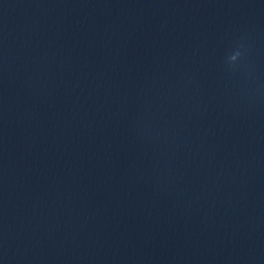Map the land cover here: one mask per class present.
Segmentation results:
<instances>
[{
    "label": "clouds",
    "instance_id": "1",
    "mask_svg": "<svg viewBox=\"0 0 264 264\" xmlns=\"http://www.w3.org/2000/svg\"><path fill=\"white\" fill-rule=\"evenodd\" d=\"M237 55H239V54L237 53ZM236 58H237L236 56L231 57L232 60H235Z\"/></svg>",
    "mask_w": 264,
    "mask_h": 264
}]
</instances>
